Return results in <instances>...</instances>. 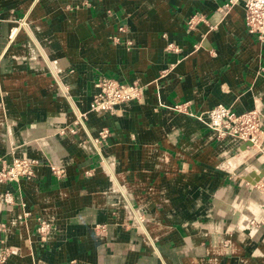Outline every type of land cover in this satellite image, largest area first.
<instances>
[{"label":"crops","instance_id":"obj_1","mask_svg":"<svg viewBox=\"0 0 264 264\" xmlns=\"http://www.w3.org/2000/svg\"><path fill=\"white\" fill-rule=\"evenodd\" d=\"M226 1L0 0V158L37 161L0 184V264H264V134L208 126L264 117V39ZM100 76L140 99L91 110Z\"/></svg>","mask_w":264,"mask_h":264},{"label":"built area","instance_id":"obj_2","mask_svg":"<svg viewBox=\"0 0 264 264\" xmlns=\"http://www.w3.org/2000/svg\"><path fill=\"white\" fill-rule=\"evenodd\" d=\"M238 2L243 5L244 23L247 31L256 35L260 40L264 39V0H227L224 3V8L228 9ZM189 22L191 24V20ZM95 87L96 91L90 102V109L99 112H113L120 103L140 99L143 89V86L137 81L127 83L107 76H100L95 82ZM207 117L208 126L216 132L218 137L230 136L242 143L251 142L252 146L248 147L261 145L264 134V117L257 109L237 114L229 107L217 104L208 111ZM77 120L81 124L79 116ZM108 134V129H102L98 138L92 140L93 144L97 145ZM36 163V160L16 157L7 164L0 158V184L18 182L22 177L33 179L35 177L33 167ZM51 170L57 177H61L64 172L62 168L56 166H52ZM4 200L11 203V195L6 193ZM143 220L142 215H134V222L138 229H143ZM36 231L41 239H45L50 232L49 223L38 218Z\"/></svg>","mask_w":264,"mask_h":264},{"label":"water","instance_id":"obj_3","mask_svg":"<svg viewBox=\"0 0 264 264\" xmlns=\"http://www.w3.org/2000/svg\"><path fill=\"white\" fill-rule=\"evenodd\" d=\"M252 146L251 142H245L242 146L243 149H246V147ZM254 176L255 179H252L251 177ZM260 177L258 175H255L254 172L249 175V177L246 178V180L252 184H255L257 181H259Z\"/></svg>","mask_w":264,"mask_h":264},{"label":"bare ground","instance_id":"obj_4","mask_svg":"<svg viewBox=\"0 0 264 264\" xmlns=\"http://www.w3.org/2000/svg\"><path fill=\"white\" fill-rule=\"evenodd\" d=\"M13 34H14V32H13Z\"/></svg>","mask_w":264,"mask_h":264}]
</instances>
